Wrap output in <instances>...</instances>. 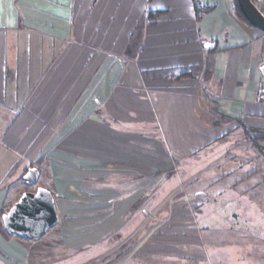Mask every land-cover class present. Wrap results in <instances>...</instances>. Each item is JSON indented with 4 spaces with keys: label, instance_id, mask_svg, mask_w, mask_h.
Here are the masks:
<instances>
[{
    "label": "crops",
    "instance_id": "obj_1",
    "mask_svg": "<svg viewBox=\"0 0 264 264\" xmlns=\"http://www.w3.org/2000/svg\"><path fill=\"white\" fill-rule=\"evenodd\" d=\"M238 13L232 0H0V212L36 168L62 237L56 261L29 264H160L192 243L174 241L200 232L191 160L264 139V33ZM37 240L0 231V264Z\"/></svg>",
    "mask_w": 264,
    "mask_h": 264
},
{
    "label": "rangeland",
    "instance_id": "obj_2",
    "mask_svg": "<svg viewBox=\"0 0 264 264\" xmlns=\"http://www.w3.org/2000/svg\"><path fill=\"white\" fill-rule=\"evenodd\" d=\"M241 142L230 141L228 146L231 148L225 152L212 150L208 157H197L195 159L199 161L191 160L189 163L194 171L197 167H204L203 172L200 169L194 173L196 186L202 187L197 193L205 195L201 201H197L202 202L198 204L199 213L196 215L200 232L198 235H183V231L174 233L175 242L184 240L188 243L192 240V243L182 248L176 256L155 257L160 264H264V139ZM214 152L218 154L214 155ZM238 165L245 170H234V166ZM224 169L232 171L231 174L227 175ZM45 175L42 174V178ZM22 184L25 186L24 192H34L37 187L46 185L45 181L39 180L36 185H25L23 179ZM7 190L3 189L4 192ZM8 191L16 192V188ZM6 202L0 213L5 209L8 211L14 204L10 200ZM172 221L167 220L171 226L176 225ZM0 231L6 234L1 218ZM48 232L40 241H23V246L30 252L29 260L16 257L13 253H1L2 258L13 264H25V261H29V264L39 259L42 251L50 261H56L61 256L56 249L61 247L62 237L56 226Z\"/></svg>",
    "mask_w": 264,
    "mask_h": 264
},
{
    "label": "water",
    "instance_id": "obj_3",
    "mask_svg": "<svg viewBox=\"0 0 264 264\" xmlns=\"http://www.w3.org/2000/svg\"><path fill=\"white\" fill-rule=\"evenodd\" d=\"M244 21L264 33V14L252 0H232ZM39 171L29 168L23 176L26 185H36ZM3 231L26 240L39 239L58 224V216L51 193L43 187L24 192L1 216Z\"/></svg>",
    "mask_w": 264,
    "mask_h": 264
},
{
    "label": "built area",
    "instance_id": "obj_4",
    "mask_svg": "<svg viewBox=\"0 0 264 264\" xmlns=\"http://www.w3.org/2000/svg\"><path fill=\"white\" fill-rule=\"evenodd\" d=\"M256 7L264 14V0H252ZM259 102L264 103V83L261 84L259 94L257 96Z\"/></svg>",
    "mask_w": 264,
    "mask_h": 264
},
{
    "label": "trees",
    "instance_id": "obj_5",
    "mask_svg": "<svg viewBox=\"0 0 264 264\" xmlns=\"http://www.w3.org/2000/svg\"><path fill=\"white\" fill-rule=\"evenodd\" d=\"M239 14V13H238ZM155 16H158V15H163L161 12H156L155 14H154ZM240 15V14H239ZM243 168V166H241V169ZM225 170V169H224ZM228 171V170H227ZM226 170L224 171V172H227ZM232 172V171H231ZM231 172H227V175H229V174H231ZM196 197V196H195ZM199 198H203V196H198ZM200 205H198V207H199ZM199 212H198V208L196 207L195 208V212L193 213V215H194V218H195V221H196V215L198 214ZM198 226V225H197Z\"/></svg>",
    "mask_w": 264,
    "mask_h": 264
}]
</instances>
